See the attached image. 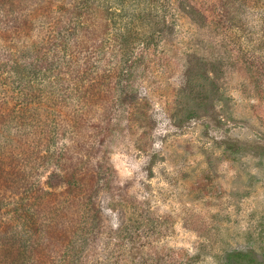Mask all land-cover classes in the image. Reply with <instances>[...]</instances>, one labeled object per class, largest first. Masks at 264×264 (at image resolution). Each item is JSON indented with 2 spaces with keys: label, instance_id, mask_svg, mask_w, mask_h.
<instances>
[{
  "label": "rangeland",
  "instance_id": "obj_1",
  "mask_svg": "<svg viewBox=\"0 0 264 264\" xmlns=\"http://www.w3.org/2000/svg\"><path fill=\"white\" fill-rule=\"evenodd\" d=\"M78 2L19 0L24 23L0 21V59L22 63L8 78L33 82L22 104L0 78V143L18 127L21 149L50 151L26 170L0 149V172L31 171L0 210L27 257L264 264V0H104L67 33ZM44 215L74 227L60 251Z\"/></svg>",
  "mask_w": 264,
  "mask_h": 264
},
{
  "label": "trees",
  "instance_id": "obj_2",
  "mask_svg": "<svg viewBox=\"0 0 264 264\" xmlns=\"http://www.w3.org/2000/svg\"><path fill=\"white\" fill-rule=\"evenodd\" d=\"M3 1H6L5 3ZM1 0L0 1V15L2 16L0 21L3 23H8L11 22L13 25H22L25 20L24 17V9H19L17 8L19 6V0ZM79 6L78 4H74V10H71L70 8H67L66 11L64 13L65 14V18H66V25H67V29H65L67 31V33L69 32H73L76 29H80L82 30V21L80 19H82L81 17L77 18V13H82L85 17V13H89V16L85 17V19L83 18V20H96L97 18H99L98 15H94L93 16V11L91 10V8L93 7V9L95 11H97V7L99 8V12H105L106 13V8H108L107 5H105L104 0H79ZM75 7L77 8V13L75 12ZM79 8H81V12L79 11ZM97 14V12H96ZM100 14V13H99ZM22 18V23H16L14 24V22L16 20H18L19 18ZM79 19V20H78ZM75 20L77 21V25H75ZM84 23V22H83ZM12 28V27H11ZM57 36H59V33L57 32ZM38 49V48H37ZM7 56H8V52H7ZM6 59L1 60L0 59V78L4 77V79H9V85H14V91H12L14 93V95L16 96V100L18 102H24L26 100L25 98V89L30 90L33 86V82H29L28 84H24L23 82H19L16 80H13L15 78H17L19 76V72L17 71V69H22V63H15V62H11L12 59L10 60L9 58H7L8 62H5ZM18 60H20L21 62L25 63L27 62V59L24 58H19ZM34 66V65H33ZM32 66V68H33ZM28 68V66L26 65L25 68H23V71H26ZM257 69V70H256ZM255 69L256 73L258 75H261L264 73V66H258ZM35 70V69H34ZM13 73L16 77L15 78H8L7 74ZM23 104V103H22ZM16 122V120H15ZM14 122V123H15ZM1 128V127H0ZM14 131L13 133H11L10 135V141H9V145L7 146V144L5 142L0 143V149H4L2 148V146H7L8 149V153H10V159H12V161H15L16 163H13V167L12 169L18 167V162L21 161L25 162L26 159L33 157V158H40L42 156H44L45 154H47V152L49 153L50 151L47 150V148H43V149H36L34 146V149H30L28 150L27 148H20L21 147V143H23V138L27 137V134L25 132H23V135H21L20 137V132H19V128L15 127L13 128ZM43 129L41 127H37V130L35 132V138H34V145L37 142V138L39 135H42L43 133ZM53 154V153H52ZM11 164V163H10ZM26 164V163H25ZM24 163H22V165L24 166V168H26V170H28L27 168H30L29 166H26ZM73 165H75V167H79L80 162L77 163H73ZM85 166H89L90 168H92V170H94V174L95 175H101L102 173L99 172V168L100 165L95 163L94 165H91L89 163H85ZM29 173L31 174V171H18V172H10V171H4L2 170L0 172V210L3 209V204L2 202H4L6 204V202H9L7 200L6 197V193L9 188H13L15 184H17L18 181V177H27L29 175ZM18 175V177L15 179L14 176ZM97 178V177H96ZM11 192H9L10 194ZM89 195V189H88V194H87V198ZM76 198V197H75ZM74 198V199H75ZM74 199L72 201H74ZM65 204H68V202H66ZM5 207V206H4ZM69 209V205L64 206L62 208V212H66ZM48 212V211H47ZM53 213V212H51ZM4 215V217L2 218V216ZM6 215V216H5ZM8 214H5V212H0V219H4L7 218ZM9 219V217H8ZM42 220H47L44 224L40 225V234L41 235H46V234H50L48 235V237L52 236L50 239V243L53 244L55 247H57L59 249V251L62 249V244H57L56 242H58V240H60L62 238V234H63V238L64 239H68L69 237H66V233L72 234L74 233V227L71 224H61V225H57L53 222H51V220L47 217V215H44L41 217ZM15 221V220H14ZM73 221V220H72ZM1 222V221H0ZM2 223V222H1ZM12 223L11 222V217L9 220H5L3 221L2 225H4V230L2 232H0V264H37L36 261L34 260V258H28L27 257V253L26 251H24V247L29 249V246H27V239H24L23 236H25L23 234V232L17 231L19 228V224L15 223L14 226V230L13 231L12 228L9 226V224ZM58 231H61L62 234H59ZM65 233V234H64ZM27 234V232H26ZM68 234V235H69ZM39 235V234H38ZM73 235V234H72ZM50 252H53V250H51ZM57 252V251H56ZM29 253V251H28Z\"/></svg>",
  "mask_w": 264,
  "mask_h": 264
}]
</instances>
